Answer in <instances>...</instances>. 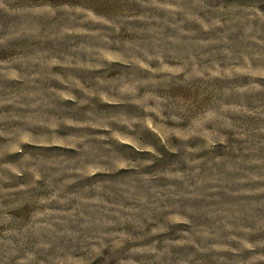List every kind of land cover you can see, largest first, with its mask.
<instances>
[{
	"label": "rangeland",
	"instance_id": "1",
	"mask_svg": "<svg viewBox=\"0 0 264 264\" xmlns=\"http://www.w3.org/2000/svg\"><path fill=\"white\" fill-rule=\"evenodd\" d=\"M0 264H264V0H0Z\"/></svg>",
	"mask_w": 264,
	"mask_h": 264
}]
</instances>
